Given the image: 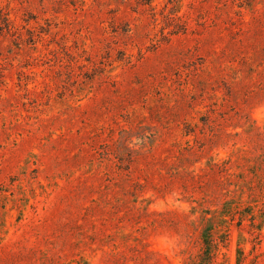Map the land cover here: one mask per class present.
<instances>
[{"label":"rangeland","instance_id":"rangeland-1","mask_svg":"<svg viewBox=\"0 0 264 264\" xmlns=\"http://www.w3.org/2000/svg\"><path fill=\"white\" fill-rule=\"evenodd\" d=\"M228 193L264 206V0H0V264H187Z\"/></svg>","mask_w":264,"mask_h":264},{"label":"trees","instance_id":"trees-1","mask_svg":"<svg viewBox=\"0 0 264 264\" xmlns=\"http://www.w3.org/2000/svg\"><path fill=\"white\" fill-rule=\"evenodd\" d=\"M227 197L229 198L224 200L220 210L199 211L197 222L200 224L198 232L200 249L187 264H222L218 259L220 248L229 240L233 226L237 227L239 231L236 248L237 264H242L243 245L249 241L243 234V223L248 222L253 232H257L256 235L261 234L264 228V206L262 208L258 206L256 199H251L249 203L245 204L242 198L234 199L230 193Z\"/></svg>","mask_w":264,"mask_h":264}]
</instances>
